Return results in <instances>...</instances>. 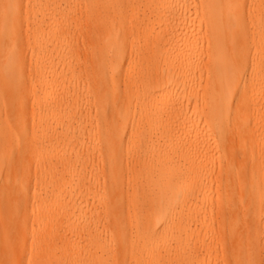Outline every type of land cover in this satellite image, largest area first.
Returning a JSON list of instances; mask_svg holds the SVG:
<instances>
[{
	"label": "bare ground",
	"instance_id": "obj_1",
	"mask_svg": "<svg viewBox=\"0 0 264 264\" xmlns=\"http://www.w3.org/2000/svg\"><path fill=\"white\" fill-rule=\"evenodd\" d=\"M10 2L30 71L8 89L0 23V264H261L264 0ZM104 165L111 195L153 173L138 256L108 244L117 204L98 221Z\"/></svg>",
	"mask_w": 264,
	"mask_h": 264
},
{
	"label": "rangeland",
	"instance_id": "obj_2",
	"mask_svg": "<svg viewBox=\"0 0 264 264\" xmlns=\"http://www.w3.org/2000/svg\"><path fill=\"white\" fill-rule=\"evenodd\" d=\"M118 95L122 98L125 94V88L128 86L129 81L123 77L118 78ZM92 171L91 168L87 169ZM139 170V169H138ZM147 174L145 176L133 178L132 180L119 177V186L122 187V191L111 195L112 192L110 188V170L107 166L104 165L101 170V179H100V203L99 206L104 211H108L107 216L102 213L98 216V221L102 225L107 224L109 220L112 219L113 204H117L119 207V213L121 218L125 220L131 230L126 234L124 240L119 241V238L111 234L108 237L110 241L108 244L113 246V255L126 257L130 255L138 256L140 254V243L138 236L134 235L135 232V223L129 219L130 212H138L139 208H143V200L151 199L155 196V190H152L147 184L148 180L153 176V173L147 169ZM147 182V183H146ZM137 186L138 192H134L133 188ZM133 187V188H132ZM106 198V199H105ZM112 211V212H111ZM146 212V210H145ZM131 242V243H130Z\"/></svg>",
	"mask_w": 264,
	"mask_h": 264
},
{
	"label": "snow or ice",
	"instance_id": "obj_3",
	"mask_svg": "<svg viewBox=\"0 0 264 264\" xmlns=\"http://www.w3.org/2000/svg\"><path fill=\"white\" fill-rule=\"evenodd\" d=\"M233 11L240 15L241 12V4L239 0H235V2L228 5ZM17 5L15 2H10L5 5V8L8 10L4 15L2 21L0 23L3 24V34L2 40L5 47H10L11 55L9 56L8 66L5 70L6 77V85L8 89L11 91L14 88H18L27 78V74L30 71L29 64L27 61V57L24 54V32H25V23L24 17L21 15L20 17L15 16L13 13L16 9ZM21 7H23L21 5ZM262 26H264V14L261 17ZM29 25H31V20L29 19ZM244 25L248 26V16L244 17ZM29 31H31L29 27ZM231 92V88L225 89L224 96L227 99V96ZM235 101H233L234 103ZM223 122V121H221ZM228 127H230V123L228 126L224 128L225 134H227ZM117 149L113 146V151ZM122 150V146L120 147ZM37 248V243L35 236L33 237V250L35 251ZM247 264H254V262H247ZM261 264H264V260L261 261Z\"/></svg>",
	"mask_w": 264,
	"mask_h": 264
}]
</instances>
